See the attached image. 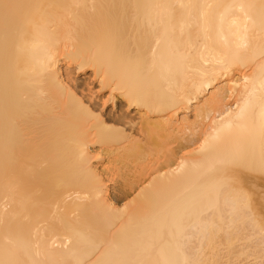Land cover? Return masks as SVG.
<instances>
[{
  "label": "bare ground",
  "instance_id": "bare-ground-1",
  "mask_svg": "<svg viewBox=\"0 0 264 264\" xmlns=\"http://www.w3.org/2000/svg\"><path fill=\"white\" fill-rule=\"evenodd\" d=\"M249 258L264 0H0V264Z\"/></svg>",
  "mask_w": 264,
  "mask_h": 264
},
{
  "label": "rangeland",
  "instance_id": "rangeland-1",
  "mask_svg": "<svg viewBox=\"0 0 264 264\" xmlns=\"http://www.w3.org/2000/svg\"><path fill=\"white\" fill-rule=\"evenodd\" d=\"M110 105V104H109ZM108 105V106H109ZM252 258V257H251ZM251 258H249L250 259V262H249V264H253L252 262H254V263H258V262H261V260H259V261H252V259ZM252 261V262H251Z\"/></svg>",
  "mask_w": 264,
  "mask_h": 264
}]
</instances>
